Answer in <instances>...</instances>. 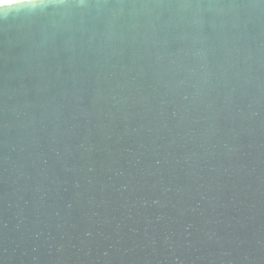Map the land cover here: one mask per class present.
Returning <instances> with one entry per match:
<instances>
[{"label":"water","instance_id":"1","mask_svg":"<svg viewBox=\"0 0 264 264\" xmlns=\"http://www.w3.org/2000/svg\"><path fill=\"white\" fill-rule=\"evenodd\" d=\"M0 0V264H264V0Z\"/></svg>","mask_w":264,"mask_h":264},{"label":"clouds","instance_id":"2","mask_svg":"<svg viewBox=\"0 0 264 264\" xmlns=\"http://www.w3.org/2000/svg\"><path fill=\"white\" fill-rule=\"evenodd\" d=\"M25 5H28V6H31V7H35L36 3H35V0H17L16 6L14 8L10 7L8 10H10V9H18V8H20L22 6H25Z\"/></svg>","mask_w":264,"mask_h":264},{"label":"snow or ice","instance_id":"3","mask_svg":"<svg viewBox=\"0 0 264 264\" xmlns=\"http://www.w3.org/2000/svg\"><path fill=\"white\" fill-rule=\"evenodd\" d=\"M12 2H13V0H12ZM12 2H11V3H12Z\"/></svg>","mask_w":264,"mask_h":264}]
</instances>
